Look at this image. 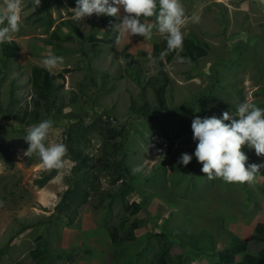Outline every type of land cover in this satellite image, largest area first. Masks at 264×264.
Listing matches in <instances>:
<instances>
[{
    "label": "rangeland",
    "instance_id": "1",
    "mask_svg": "<svg viewBox=\"0 0 264 264\" xmlns=\"http://www.w3.org/2000/svg\"><path fill=\"white\" fill-rule=\"evenodd\" d=\"M4 2L0 0V11ZM180 2L188 20L181 30L183 37L194 35L211 46V50L197 62L177 56L164 64L170 81L166 104L168 109L177 111L145 122L143 117L130 114V106L139 102L141 90L128 73L137 72L140 84L156 74L150 56L157 65L158 53L153 49L160 37L157 28L153 27L150 39L129 38L120 30L119 17L109 26H90L88 18L76 21V0H41L35 11L33 0H23L20 30L12 34L19 52L7 61L0 77V264H103L109 262L105 255L114 252L117 261L108 264H133L128 254L142 247L156 258L162 256L165 264H217V254L241 239L247 242L246 254L256 255L260 245L252 238L254 225L264 224V168L252 184L226 183L220 178L209 180L193 155L197 142L192 139L191 121L196 116L220 118L225 111L235 116L244 102L264 108V0ZM42 8L46 9L50 27L35 22ZM197 17L199 22H195ZM144 22L156 25V18H144ZM71 27L78 28L85 37L106 39L107 43H98L95 56L87 58L89 42L80 43L74 35L64 37ZM53 33L59 38L58 51H53L48 43ZM103 33L108 35L104 37ZM239 42L248 46L235 57L232 47ZM49 55L61 57L62 63L47 69L43 60ZM159 59L163 62L162 55ZM87 64L90 70L86 74ZM33 67H43L53 74L62 73L63 69L70 71L57 82L54 97L65 106L60 113L45 119L53 121L46 146L64 144L62 131L73 119L68 118L69 113L81 116L84 124L100 116L117 124L116 130L124 124L128 132L122 143L125 164L134 182L133 194L125 202H139L142 213L128 217L118 230L121 217L126 218L124 201L118 197L110 205L101 202L97 208L93 200L79 210L77 224L69 226L74 234L69 245L83 241L86 236L80 231L83 223L94 226L90 246L96 244L100 248L99 260L88 261L84 253L76 251L69 257L61 254L60 258L49 252L46 259L32 254L35 247L42 250L43 246H36L41 240L46 241L48 249L68 250V244L52 230L53 223L47 216L59 202V195L66 188L64 176L73 167V163L64 160L63 167L38 187L36 180L47 170L38 154L24 155L29 146L24 138L28 129L38 123L20 125L11 118L18 106H24L29 99ZM90 79L100 86L92 85ZM145 97L151 99V92ZM99 143L97 134L91 133L82 145L83 154L98 156ZM242 151L248 157L246 167L264 164V156L258 157L254 149L244 146ZM182 153L193 155L187 166L178 163ZM134 168L140 171L134 173ZM101 186L107 187L105 179L101 180ZM174 194L178 203L167 202L166 196ZM28 224L35 226L14 235ZM114 228L120 240L115 251L107 235ZM162 230L164 237L157 238L156 233ZM121 247L126 257L122 256ZM92 251L95 255L96 250ZM243 260L236 256L235 264Z\"/></svg>",
    "mask_w": 264,
    "mask_h": 264
},
{
    "label": "clouds",
    "instance_id": "2",
    "mask_svg": "<svg viewBox=\"0 0 264 264\" xmlns=\"http://www.w3.org/2000/svg\"><path fill=\"white\" fill-rule=\"evenodd\" d=\"M22 3L23 0H5L4 8L0 11V45L11 44L12 34L20 30ZM33 3V11H35L40 7L41 0H33ZM74 10V18L78 22L84 21L93 15L97 17H119L121 21L119 25L120 30L129 38L131 36H140L150 39L152 36V29L155 26L160 36L166 40L167 50L169 52L182 50L183 33L181 30L187 26L188 20L185 16V10L180 0H76V7ZM121 10H123L122 17ZM150 17L156 18V25L144 22V18ZM195 22H199L198 17L195 18ZM150 60L153 63L152 67L156 70V74L152 76H156L158 74V64L155 65L156 59L154 57L150 56ZM59 63H62V58L54 55H49L43 60V64L49 70L55 68ZM130 114L137 116V114H134L132 111ZM143 119L145 121L144 117ZM113 126L118 128L117 124H114ZM52 127L53 121L43 120L37 125L29 128L27 135L24 138L29 145L24 152V155L29 156L32 154H38L45 169L49 171L62 168L64 165V159L68 153L67 146L63 143H54L50 146H46L45 141L47 140L49 131ZM191 130L192 139L197 142L193 155L197 162L202 164L201 172L206 175L209 180L220 178L226 183L252 184L255 180L256 174L260 172L261 168H264V164H250L246 167L248 157L242 151V148L247 146L248 148L254 149L255 154L258 157L264 156V108H260L252 102H244L238 106L237 115L235 116L227 111L223 112L220 118H217L216 116L204 118L196 116L191 121ZM193 155L182 153L178 163L187 166L191 162ZM137 171H140V169H133L134 173ZM131 194H133V192ZM125 198L120 199L124 201V207L128 206L127 210H123L126 213V218L122 216L121 219L123 220L121 222L126 221L130 216H137L143 211L139 202L132 201L127 203L125 202ZM154 198L155 197L149 200V204ZM134 205L138 206L139 211L136 214H131ZM82 207L78 209V213ZM52 214L53 217L51 218L50 216ZM78 216L79 214L72 225L77 224ZM92 219L93 218H91L90 221ZM47 220L52 221V230L55 229L54 232L58 234V237L59 235L62 236L64 241L68 244V250L64 251V248L48 249L46 241L41 240L36 246H43L42 250L46 251V253L40 254L37 247H35V249L32 250L33 256H42L43 259H46V255L50 252V254L54 253L55 257L60 258L61 254L69 257L76 251V253H84V257L88 261L99 260L100 256L98 257V255L100 254V248H98V245L96 244L92 247L90 246L92 236L91 229L94 228V226L88 227L83 223L81 226L82 228L80 229L83 234L84 232L86 233V236L83 237V241L76 242L74 245H69V240L73 238L74 234L71 233V229L66 225L64 219H58L56 217L54 208L53 212L47 216ZM45 223L49 222L45 221ZM58 224L63 225L64 228L59 229V226L56 227ZM131 224L133 226L137 225L134 222ZM32 226L35 225H22L14 235L23 234L26 231L31 230ZM156 234H160V232ZM107 235L114 250V247L118 246H115L114 243H112L108 232ZM157 238L160 237L157 236ZM240 241L245 243L246 248L243 253H238L236 256L242 258L243 254H246L247 242L242 239ZM252 241H254L253 238ZM85 246L86 248L84 249ZM260 247L257 252L260 250ZM93 249L96 250L95 255L92 251ZM122 249L123 248L121 247L120 251H122ZM39 250L41 249L39 248ZM36 251L38 252L37 255H35ZM257 252L255 254H257ZM128 255L130 260H133V264L166 263V260L162 256L156 258L153 256V253L146 252L145 247H142L141 250H135L132 253L130 252ZM105 256H107L109 262L117 261V253L115 254V252ZM122 256L126 257L127 253L123 251ZM236 256L233 264L236 262ZM109 262H104L103 264H108ZM217 264H220L218 258Z\"/></svg>",
    "mask_w": 264,
    "mask_h": 264
},
{
    "label": "trees",
    "instance_id": "3",
    "mask_svg": "<svg viewBox=\"0 0 264 264\" xmlns=\"http://www.w3.org/2000/svg\"><path fill=\"white\" fill-rule=\"evenodd\" d=\"M45 11V8L39 11L42 14L35 22H39L41 25L47 24L50 27L49 17H47ZM117 19L118 17H97L93 15L88 18L87 24L90 26H109L114 24ZM70 30L69 34H64V37L68 38L74 35L80 43L83 41L90 43L91 48L86 54L87 58L95 56L98 43H107L106 39L97 40L94 36L85 37L76 27H71ZM103 35L106 37L108 34L103 33ZM51 39V41H48L50 43L49 45L52 46L53 51H58L60 44L58 43L59 38L57 34L53 33ZM247 46L248 44L242 42L237 43L232 47V54L237 57L240 50L247 48ZM153 49L158 53V74L156 76L147 77L141 85L139 84V75L137 72L132 71L128 73L129 78L135 81L141 92H143L142 94L141 92L138 94L139 102H133L130 110L134 114H137V116H143L146 122H150L154 116L173 114L177 111V109H168L166 104L165 95L170 81L164 69V64H169L177 56L192 62H197L207 56L211 50V46L201 43L196 36L190 35L183 37L182 50L169 52L167 50L166 40L160 36L158 43L153 44ZM18 52L19 47L14 40H12L11 44L0 45V76L7 61L17 55ZM160 55H162L164 63L159 59ZM81 62L82 60L77 62V66ZM89 68L90 66L87 64L86 74L89 72ZM68 72H70L68 69H63L62 73L53 74L45 68L33 67L30 75V99L25 102L24 106H18L11 119L20 125H31L45 120L51 114L55 115L60 113L61 108L65 105L62 103L58 104L54 97L57 93V82L63 79L64 73ZM102 76L105 77L104 75ZM90 81L92 85L100 86L94 83L93 80L90 79ZM148 91L151 92V99L146 100L145 94ZM70 101L75 102L74 98H71ZM1 113L2 110L0 108ZM68 118L73 119L67 123L66 128L62 131V137H64L63 142L68 150L64 160L72 162L73 167L70 169L69 174L64 176L66 188L59 195V202L54 207V213H56L58 219H64L66 225L70 226L76 220L78 209L85 204H89L94 200V207L99 208L101 207V202H103L102 204L106 203L105 205H110L116 198L119 197L121 199L130 195L133 192L134 178L125 164L126 158L122 141L128 132L124 129V125H122L120 130H116L112 121L103 119L100 116L88 124H84L83 118L76 113H69ZM94 132L100 138V143L99 155L93 158V156L83 154L82 145L88 141L89 135ZM32 155L36 156V154ZM57 170L53 169L44 172L42 177L36 180L38 187H42L45 182L49 181L56 174ZM102 179L106 181L107 187L105 188L101 186ZM150 185L152 188H156L155 183L150 182ZM175 195L172 197L166 196L167 202L176 201L177 204L178 200L174 198ZM127 208L128 206H125L124 210H127ZM138 211V206L134 205L131 214H136ZM50 217L52 218L53 214ZM125 222L127 220L121 222L118 230L124 226ZM108 234L112 243L117 246L120 243L117 230L114 228L112 231H108ZM156 235L163 238L165 235L164 230ZM253 240L261 245L260 250L254 256L243 254L242 258L245 260L241 264H264V224H255ZM233 242V246L230 245L224 251L217 254L220 264H233L235 256L245 251V243L240 240ZM38 252L40 254L46 253L44 250H38ZM38 252L36 251L35 255Z\"/></svg>",
    "mask_w": 264,
    "mask_h": 264
}]
</instances>
